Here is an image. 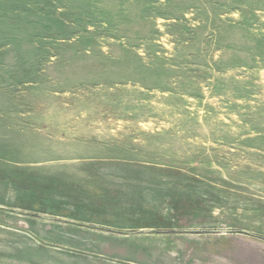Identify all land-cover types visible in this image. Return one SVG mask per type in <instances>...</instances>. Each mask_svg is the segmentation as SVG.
Wrapping results in <instances>:
<instances>
[{
	"label": "rangeland",
	"instance_id": "1",
	"mask_svg": "<svg viewBox=\"0 0 264 264\" xmlns=\"http://www.w3.org/2000/svg\"><path fill=\"white\" fill-rule=\"evenodd\" d=\"M0 264H264V0H0Z\"/></svg>",
	"mask_w": 264,
	"mask_h": 264
}]
</instances>
